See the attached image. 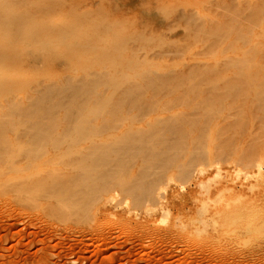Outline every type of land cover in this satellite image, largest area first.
Returning a JSON list of instances; mask_svg holds the SVG:
<instances>
[{
	"label": "rangeland",
	"instance_id": "rangeland-1",
	"mask_svg": "<svg viewBox=\"0 0 264 264\" xmlns=\"http://www.w3.org/2000/svg\"><path fill=\"white\" fill-rule=\"evenodd\" d=\"M0 264H264V0H0Z\"/></svg>",
	"mask_w": 264,
	"mask_h": 264
},
{
	"label": "bare ground",
	"instance_id": "bare-ground-1",
	"mask_svg": "<svg viewBox=\"0 0 264 264\" xmlns=\"http://www.w3.org/2000/svg\"><path fill=\"white\" fill-rule=\"evenodd\" d=\"M60 141H61V140H60ZM62 141H63V140H62ZM59 144H61V142H60ZM59 144H58V145H59ZM89 177H90V176H89Z\"/></svg>",
	"mask_w": 264,
	"mask_h": 264
}]
</instances>
